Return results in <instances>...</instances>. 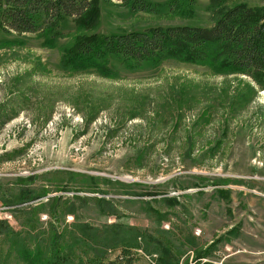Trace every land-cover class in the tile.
Here are the masks:
<instances>
[{
	"label": "rangeland",
	"instance_id": "374dc122",
	"mask_svg": "<svg viewBox=\"0 0 264 264\" xmlns=\"http://www.w3.org/2000/svg\"><path fill=\"white\" fill-rule=\"evenodd\" d=\"M242 2L264 6V0ZM206 3L195 0L192 13L183 17L99 0L98 25L85 34L208 27ZM55 30L56 45L45 34L0 33V45H11L0 48V185L14 188L15 178L36 174L31 186L47 191L42 202L60 197L54 214L48 206L37 214L32 237L41 241L64 232L75 245L72 264L86 258L80 234L95 235L93 247L101 251L105 232L121 240L114 251L106 250L107 261L120 248H130L134 264H155L156 255L141 249V232L166 236L185 252L179 264L193 256L184 245L190 238L200 250L221 239L210 248L211 262L264 264V91H253L247 102L248 88L257 87L244 75L213 74L172 60L127 69L107 58L105 77L63 72L58 60L73 36L71 19ZM237 92L242 101L234 97ZM66 172L100 181L95 187L80 180L69 184ZM193 176L205 181L194 187ZM215 178L235 180L220 187L230 190L228 203L212 194L209 181ZM102 197L108 203L97 204L94 198ZM164 197H174L178 205L169 207ZM29 207L10 214L0 204V264H24L8 238L26 236L22 223ZM149 208L165 219L157 223ZM79 225L85 228L79 231ZM231 228H238L237 237L227 234Z\"/></svg>",
	"mask_w": 264,
	"mask_h": 264
},
{
	"label": "trees",
	"instance_id": "16d2710c",
	"mask_svg": "<svg viewBox=\"0 0 264 264\" xmlns=\"http://www.w3.org/2000/svg\"><path fill=\"white\" fill-rule=\"evenodd\" d=\"M113 1L118 3L117 5L125 6L129 11L146 12L153 15L174 13L175 16L182 15L183 17L190 15L195 5V0ZM205 9L211 22L208 27L155 26L140 31L102 35L85 34V32L94 30L98 25L99 0H0V33L7 35L45 34L48 43L56 45L59 38L55 30L57 24L60 21L71 19L73 36L62 47L63 50L58 60L59 69L63 72L94 71L105 77L109 73V69L105 66L107 58L119 61L127 69L143 65H157L162 61L172 60L206 67L213 74L244 75L257 87V90L253 86L248 88L247 102H249L253 91H264V6L249 7L242 0H207ZM6 45H8L7 42H2L0 48L11 47V45ZM234 97H239V101L243 100L238 92ZM135 159L140 161V151H137ZM61 173L54 172V174ZM63 174H66L64 182L69 184L80 180L82 183L95 187V183L100 181L98 178L79 173L66 172ZM37 178L36 174L23 178L17 177L12 185L14 188L0 185V204L6 207L5 210L8 213L23 211L20 207L24 204L30 206L28 213H24L29 215L22 223L26 236L17 237V241L8 238V245L13 248L17 247L18 255L24 264H72L75 245L72 238H70L71 242L65 240L64 232L62 234L51 232L50 237L41 241L32 237L37 214L45 211V206L51 208V211H48L49 214H54L60 201L59 196H53L45 198V202H42L41 199L47 191L42 187L34 189L31 186ZM193 178L197 181L193 184L194 187H198L196 185L205 181L201 176H193ZM234 181L221 178L210 180V185L214 187L212 194L227 202L230 190L220 187ZM117 184L123 185L119 182ZM126 186L129 187V185ZM158 186L149 185L148 187ZM60 189L64 192L68 190L66 187ZM71 189L76 190V188ZM92 190L100 191L97 188ZM154 195L152 193L149 196ZM94 200L97 204L108 203L103 197L94 198ZM163 201L169 207L178 205L174 197H164ZM149 211L155 215L157 223L165 219L164 213L152 208H149ZM84 228L83 225H79L78 230L81 231ZM133 231L135 233L133 238H136V229ZM69 234L73 236L72 233ZM227 234L237 237L238 228H231ZM80 236L82 240L78 243L83 246L81 249L85 251L86 258L80 260L79 257L76 264H134L130 248H120L112 260H104L106 250L114 251L115 247L119 246L121 240L117 234L105 232L101 251L93 247L95 235L80 234ZM138 236L144 242V248L141 247V249L156 255L155 264H179L178 258L185 253L174 246L166 236H152L141 232L137 234ZM220 240L200 250L195 248L193 238L188 239L184 245L193 249V256L190 261L184 258L180 264H217L207 258L211 254L209 253L210 248Z\"/></svg>",
	"mask_w": 264,
	"mask_h": 264
}]
</instances>
